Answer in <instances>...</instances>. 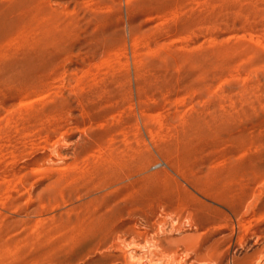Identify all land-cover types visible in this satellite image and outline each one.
<instances>
[{"label":"rangeland","instance_id":"rangeland-1","mask_svg":"<svg viewBox=\"0 0 264 264\" xmlns=\"http://www.w3.org/2000/svg\"><path fill=\"white\" fill-rule=\"evenodd\" d=\"M0 264H264V0H0Z\"/></svg>","mask_w":264,"mask_h":264},{"label":"bare ground","instance_id":"bare-ground-1","mask_svg":"<svg viewBox=\"0 0 264 264\" xmlns=\"http://www.w3.org/2000/svg\"><path fill=\"white\" fill-rule=\"evenodd\" d=\"M111 3H113V2L111 1ZM32 6H33V5H32ZM109 55H110V54H109ZM85 97H86V96H85ZM61 108H62V107H61ZM55 110H56V109H55ZM71 113H72V112H71ZM55 127H56V126H55ZM58 127H59V126H58ZM53 129H54V127H53ZM55 129H57V128H55ZM55 129H54V130H55ZM59 129H60V128H59ZM54 130H53V131H54ZM62 130H63V129H62ZM48 131H50V130H48ZM51 133H52V132H51ZM58 133H59L60 135H59ZM67 134H68V133H67ZM67 134H65V133H63V132L61 133L59 130H55L54 133L49 134V135H48V134L46 135L47 137L45 138V141H46V143H51V140H53L52 138H53V137H56L55 135H58L59 137L61 136L60 139H64V138L66 139ZM55 142H56V141H55ZM95 142H96V141H95ZM23 143H24V142H23ZM43 144L46 145L45 142H44ZM55 144H56V143H55ZM59 144H60V143H59ZM88 144H89V143H88ZM62 146H63V145H62ZM86 146H87V145H86ZM89 146H90V145H89ZM89 146H87V147H89ZM43 147H44V146H43ZM47 147H48V145H47ZM47 147H46V149H47ZM84 147H85V146H84ZM87 147H86V148H87ZM92 147H94V146H90V148H92ZM41 148H42V147H41ZM34 150H35V149H34ZM84 150H85V149H83V151H84ZM88 150H89V148H88ZM88 150H87V151H88ZM87 151L85 150V152H87ZM80 152H81V151H80ZM87 153H88V152H87ZM77 154H78V153H77ZM42 155H43V156H42ZM42 155H41L42 157H40V158L37 157V158H36V161H37V159H38V162H40L41 160H43L42 163H44V165L48 164V163L45 164L46 161L44 162V160L47 159L46 156H48V154H47V155H46V154H45V155L42 154ZM83 155H84V154H83ZM75 157H76V156H75ZM77 157H78V155H77ZM49 159H50V158H49ZM78 159H79V158H78ZM36 161H35V162H36ZM38 162H36V163L38 164ZM47 162H48V161H47ZM76 162H77V160H76ZM40 163H41V162H40ZM51 164H52V163H51ZM38 165H39V164H38ZM40 165H41V164H40ZM49 165H50V164H49ZM86 166H87V165H86ZM32 168H33V167H32ZM58 168H59V167H58ZM33 169H34V168H33ZM34 170H35V172H34ZM34 170H33L34 173H45V172H47V171H54V169H52V167H50V168H49V167L46 168V167H44V166H42V167L40 166V168H36V169H34ZM55 170L58 171L59 169H55ZM70 170H71V169H70ZM24 171H25V170H24ZM59 171H60V170H59ZM54 173H55V172H54ZM70 173H71V172H70ZM52 174H53V173H52ZM67 174H68V173H67ZM60 175H61V174H60ZM62 175H63V174H62ZM69 175H70V174H69ZM69 175H68V176H69ZM58 177H59V176H58ZM58 177H57V178H58ZM36 179H37V178H36ZM22 180H23V179H22ZM56 180H57V179H56ZM56 180H55V185H56L55 187H57V184H58V183L56 184ZM60 180H61V178H60ZM34 181H35V180H34ZM57 181H59V178H58ZM59 183H60V182H59ZM52 184H54V183H52ZM52 184H51V185H52ZM69 185H70V184H69ZM49 186H50V185H49ZM53 186H54V185H53ZM53 186H52V189H53ZM63 187H64V185H63ZM50 188H51V187H50ZM58 188H59V187H58ZM47 189H48V188H47ZM60 189H61V187H60ZM48 190H49V189H48ZM48 190H47V191H48ZM50 190H51V189H50ZM51 192H52V191H51ZM45 193H46V191H45ZM52 193H53V192H52ZM54 193H55V190H54ZM40 194H41V193H40ZM47 194H48V193H47ZM51 195H53V194H51ZM30 196H31V195H30ZM46 196H47V195H46ZM53 196H54V195H53ZM53 196H52V197H53ZM38 197H39V196H38Z\"/></svg>","mask_w":264,"mask_h":264}]
</instances>
